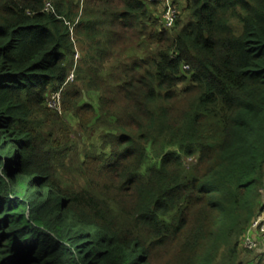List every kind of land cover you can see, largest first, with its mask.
Wrapping results in <instances>:
<instances>
[{
    "label": "trees",
    "instance_id": "1",
    "mask_svg": "<svg viewBox=\"0 0 264 264\" xmlns=\"http://www.w3.org/2000/svg\"><path fill=\"white\" fill-rule=\"evenodd\" d=\"M170 4L0 0V264H264V0Z\"/></svg>",
    "mask_w": 264,
    "mask_h": 264
},
{
    "label": "built area",
    "instance_id": "2",
    "mask_svg": "<svg viewBox=\"0 0 264 264\" xmlns=\"http://www.w3.org/2000/svg\"><path fill=\"white\" fill-rule=\"evenodd\" d=\"M157 1L158 2L165 1L162 20L167 28H171L177 15L175 9L168 2V0H157ZM45 10L52 11V6L50 3L45 4ZM74 50H75L74 60L76 62L78 59V53L76 52L75 48ZM74 68L68 75L66 79V83H72L74 81ZM46 107L59 115L62 114L60 92L52 94L50 98L47 99ZM241 245L243 249H245L246 251H253L260 247L264 248V213H262L260 217L256 218L251 223L247 232L241 239Z\"/></svg>",
    "mask_w": 264,
    "mask_h": 264
},
{
    "label": "rangeland",
    "instance_id": "3",
    "mask_svg": "<svg viewBox=\"0 0 264 264\" xmlns=\"http://www.w3.org/2000/svg\"><path fill=\"white\" fill-rule=\"evenodd\" d=\"M170 3H172V0H168ZM158 2V1H157ZM162 7H163V4L161 5L160 3H158V7H157V10H158V12L159 13H161L162 14ZM175 8H176V10L177 11H179L178 9H177V6L175 5ZM179 13H180V11H179ZM179 19H180V17H179ZM181 20L182 21H184L185 19H183V18H181ZM75 49H76V52L78 53V59H77V61H79L80 60V51H79V46L78 45H76V47H75ZM184 87H185V85H183V86H180V88L178 89V94L180 95L181 94V92L183 91V89H184ZM92 99L93 100H95V97H92ZM77 127V125L76 124H73L72 125V128L73 129H75ZM98 135H99V131H96L91 137H90V141H91V143H93L95 146L99 143V140L97 139V137H98ZM82 141L84 142H86L87 141V138H86V136L82 139ZM184 162H185V164L186 165H190V164H192L193 163V160L192 159H184ZM255 253L254 254H257L258 252H264V248H257V249H255V250H253ZM258 260L259 259H257V257L254 259V264H256L257 262H258ZM252 263V264H253Z\"/></svg>",
    "mask_w": 264,
    "mask_h": 264
},
{
    "label": "crops",
    "instance_id": "4",
    "mask_svg": "<svg viewBox=\"0 0 264 264\" xmlns=\"http://www.w3.org/2000/svg\"><path fill=\"white\" fill-rule=\"evenodd\" d=\"M76 123V122H75ZM74 122L72 124H75Z\"/></svg>",
    "mask_w": 264,
    "mask_h": 264
}]
</instances>
